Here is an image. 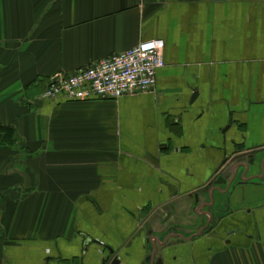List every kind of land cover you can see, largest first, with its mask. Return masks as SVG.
<instances>
[{
  "label": "crops",
  "instance_id": "0c3cea01",
  "mask_svg": "<svg viewBox=\"0 0 264 264\" xmlns=\"http://www.w3.org/2000/svg\"><path fill=\"white\" fill-rule=\"evenodd\" d=\"M160 38L152 91L50 79ZM0 264H264V0H0Z\"/></svg>",
  "mask_w": 264,
  "mask_h": 264
},
{
  "label": "built area",
  "instance_id": "2783aa9c",
  "mask_svg": "<svg viewBox=\"0 0 264 264\" xmlns=\"http://www.w3.org/2000/svg\"><path fill=\"white\" fill-rule=\"evenodd\" d=\"M164 48L163 39H150L73 73L56 75L50 79L43 96L52 100L84 101L152 91L157 70L165 65Z\"/></svg>",
  "mask_w": 264,
  "mask_h": 264
},
{
  "label": "trees",
  "instance_id": "16d2710c",
  "mask_svg": "<svg viewBox=\"0 0 264 264\" xmlns=\"http://www.w3.org/2000/svg\"><path fill=\"white\" fill-rule=\"evenodd\" d=\"M16 131L7 125L0 124V148L14 146Z\"/></svg>",
  "mask_w": 264,
  "mask_h": 264
},
{
  "label": "rangeland",
  "instance_id": "374dc122",
  "mask_svg": "<svg viewBox=\"0 0 264 264\" xmlns=\"http://www.w3.org/2000/svg\"><path fill=\"white\" fill-rule=\"evenodd\" d=\"M17 140H18V138L16 137V139L14 140V146L18 144V141Z\"/></svg>",
  "mask_w": 264,
  "mask_h": 264
}]
</instances>
